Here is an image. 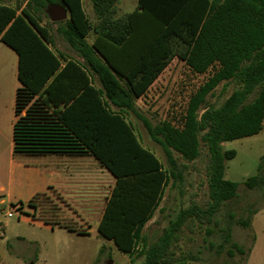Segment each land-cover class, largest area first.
Wrapping results in <instances>:
<instances>
[{
    "label": "trees",
    "instance_id": "trees-1",
    "mask_svg": "<svg viewBox=\"0 0 264 264\" xmlns=\"http://www.w3.org/2000/svg\"><path fill=\"white\" fill-rule=\"evenodd\" d=\"M21 1L27 4L19 15V8L0 3V41L19 59L21 86L15 98L14 154L93 156L116 184L107 201L101 203L97 214L102 215L85 219H100L98 233L120 252L138 253L144 256V264L172 263L183 226L192 220L211 223L237 196L239 183L225 179L226 162L237 152L225 151L222 144L256 136L264 129V0H138L137 8L121 18H116L119 0H92L97 24L88 19L82 0ZM54 3L69 13L67 25L58 23L59 33L84 59L102 89L91 85L84 66L68 61L62 67L59 55L52 50L51 35L40 25L36 13ZM91 32L94 40L89 43ZM175 46L184 49L175 52ZM176 56L196 74L210 69L214 73L190 97L179 126L163 121L154 127L140 117L151 139L163 147L170 166L166 168L143 146L133 125L113 112L103 97L121 111L135 112V99L146 95ZM233 79L240 87L220 108L201 113L207 97L221 83ZM201 143L209 158V202L182 209L158 241L147 248L146 224L171 181L182 180L173 151L193 162L202 155ZM245 186L262 187L264 177L252 176ZM43 196L20 203V209L27 207L35 218ZM58 198L73 209L60 195ZM43 220L49 224L48 219ZM240 223L250 226L249 220ZM54 224L77 232L60 221ZM232 247L246 253L237 244Z\"/></svg>",
    "mask_w": 264,
    "mask_h": 264
},
{
    "label": "rangeland",
    "instance_id": "rangeland-1",
    "mask_svg": "<svg viewBox=\"0 0 264 264\" xmlns=\"http://www.w3.org/2000/svg\"><path fill=\"white\" fill-rule=\"evenodd\" d=\"M138 0H119L116 4V18L133 12ZM88 19L97 23L98 18L90 0L84 1ZM40 23L49 28L55 42V49L66 54H75L58 31L59 25H67L68 18L53 23L46 9L36 13ZM92 40V35L90 36ZM175 46V52L183 51ZM3 67L0 77V113L6 124L14 119V83L15 56L4 47ZM214 73L210 69L206 74L194 73L185 62L175 57L168 68L152 85L145 96L135 99V112H129V122L133 125L143 146L151 149L163 162L169 164L161 145L149 136L140 117L147 119L154 127L163 121H171L179 126L184 119L188 102L192 94ZM240 87L238 81L221 83L207 97L202 112L209 108H220L225 100ZM264 87V85H263ZM262 87L257 88L250 101L256 97ZM201 112V113H202ZM7 134V133H6ZM10 135V132H8ZM202 155L190 162L173 151L182 180H173L166 188L163 200L154 217L146 224L144 235L146 247L158 241L165 227L182 210L192 204L205 206L209 202L207 186V166L209 163L206 147L203 143ZM225 151L235 150L236 157L226 162L225 179L239 183L237 196L228 201L213 217L211 223L198 220L187 222L173 248L176 264H264V186L248 189L245 181L255 175L264 177V129L253 137L222 144ZM262 169L259 171V166ZM11 219L0 221V264H144V256L120 252L113 242L102 237L98 231L97 220L89 224L77 217L65 206L55 193H48L39 199V210L34 218L32 210L24 207ZM2 209V207H0ZM255 212L254 215L252 213ZM30 219V220H28ZM49 224L45 223V220ZM249 220L250 226L244 227L241 221ZM60 221L75 231L54 224ZM89 225L91 228H88ZM84 233H88L84 235ZM227 234L230 238L227 239ZM237 244L245 254L236 252L232 245ZM234 251L232 255L230 251ZM178 260V261H175Z\"/></svg>",
    "mask_w": 264,
    "mask_h": 264
},
{
    "label": "crops",
    "instance_id": "crops-1",
    "mask_svg": "<svg viewBox=\"0 0 264 264\" xmlns=\"http://www.w3.org/2000/svg\"><path fill=\"white\" fill-rule=\"evenodd\" d=\"M84 1L85 0H82L83 8ZM90 1L92 2V0ZM0 3L11 8H19L17 11L18 15L21 14L27 4L26 2L23 3L21 0H0ZM40 25L43 26L41 23ZM46 29H48L50 33L49 28ZM91 35L92 40H90ZM51 38L53 42V46H51V48L59 55L61 66L63 67L68 61H73L78 65L84 66L86 71L89 72L88 74H90L91 85L96 89H102L97 76L92 75L87 69L85 61L80 54L74 49L75 54L72 55L56 50L54 48L55 42L53 37L51 36ZM93 40L94 33L91 32L87 37V41L92 43ZM4 47H7L8 50L13 52V55L15 56L16 82L13 85L15 92L13 121H11L10 124H6L0 113V207H2L0 210H7L16 207L15 205L20 203L26 204L38 194L55 193L60 195L68 204L72 205L73 209H71V211H73L77 217L83 218L85 222L90 224L92 221L85 219V217L89 215H102V212L101 214H97V212L101 211L102 201L106 202L110 197L116 184V179L91 155L68 156L54 154L33 157L16 156L14 154L13 127L16 121L15 98L16 91L21 86L18 79L19 59L15 51L0 41L1 78L3 76V67L5 63L8 62L4 59ZM176 57L179 58L178 56ZM120 82L123 86H125L124 80H120ZM103 99L106 100L113 112L122 114L126 121L129 122V110L124 109L121 111L120 108L108 102L106 97H103ZM59 109L63 110L64 106L60 105ZM8 132H10V135ZM23 211H25L24 208ZM29 213L31 214V212ZM99 222L100 219L97 220L98 225ZM88 228H91V226L89 225Z\"/></svg>",
    "mask_w": 264,
    "mask_h": 264
},
{
    "label": "water",
    "instance_id": "water-1",
    "mask_svg": "<svg viewBox=\"0 0 264 264\" xmlns=\"http://www.w3.org/2000/svg\"><path fill=\"white\" fill-rule=\"evenodd\" d=\"M47 15L53 23H61L65 21L68 16V9L61 4H49L46 9ZM203 111L202 113H204ZM109 264H112L111 262Z\"/></svg>",
    "mask_w": 264,
    "mask_h": 264
},
{
    "label": "built area",
    "instance_id": "built-area-1",
    "mask_svg": "<svg viewBox=\"0 0 264 264\" xmlns=\"http://www.w3.org/2000/svg\"><path fill=\"white\" fill-rule=\"evenodd\" d=\"M18 210L17 206L7 209V210H0V221L2 219H11L15 216L16 211Z\"/></svg>",
    "mask_w": 264,
    "mask_h": 264
}]
</instances>
